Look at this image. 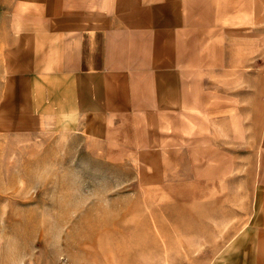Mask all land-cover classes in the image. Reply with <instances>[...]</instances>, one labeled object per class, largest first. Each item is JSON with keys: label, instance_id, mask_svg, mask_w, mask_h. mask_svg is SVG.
I'll use <instances>...</instances> for the list:
<instances>
[{"label": "crops", "instance_id": "crops-1", "mask_svg": "<svg viewBox=\"0 0 264 264\" xmlns=\"http://www.w3.org/2000/svg\"><path fill=\"white\" fill-rule=\"evenodd\" d=\"M218 2L34 3L32 27L8 53L2 124L70 139L67 146L104 163H144L149 185L192 195L193 214L176 205L179 225L196 229L178 237L177 259L264 264V91L253 95L251 121L250 107L239 117L231 93L202 82V69L220 63L212 18L264 22V0H224V13ZM229 76L221 80L232 83ZM186 160L190 171L179 168Z\"/></svg>", "mask_w": 264, "mask_h": 264}, {"label": "rangeland", "instance_id": "rangeland-1", "mask_svg": "<svg viewBox=\"0 0 264 264\" xmlns=\"http://www.w3.org/2000/svg\"><path fill=\"white\" fill-rule=\"evenodd\" d=\"M42 1L0 0V101L8 53L16 49L21 29L32 27L34 3ZM216 4L224 13V0ZM217 15L211 24L217 28L220 63L212 71L202 69L203 90L231 93L240 111L236 115L250 107L253 121V95L264 91V22L242 26L240 18ZM208 50L213 55V46ZM226 75H232V83L221 80ZM2 123L0 107V264L200 262L174 254L178 237L196 230L183 220L179 225L184 213L176 211V205L186 203L193 214L192 195L169 196L166 192L178 191L161 182L149 185L144 163H104L67 146L70 139L38 129L20 133ZM187 163L179 168L190 171ZM209 247L203 245L207 257L212 256Z\"/></svg>", "mask_w": 264, "mask_h": 264}]
</instances>
